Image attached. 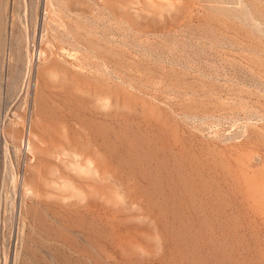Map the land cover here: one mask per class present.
<instances>
[{
  "label": "rangeland",
  "instance_id": "374dc122",
  "mask_svg": "<svg viewBox=\"0 0 264 264\" xmlns=\"http://www.w3.org/2000/svg\"><path fill=\"white\" fill-rule=\"evenodd\" d=\"M0 264H264V0H0Z\"/></svg>",
  "mask_w": 264,
  "mask_h": 264
}]
</instances>
